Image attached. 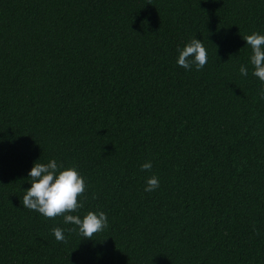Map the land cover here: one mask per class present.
Masks as SVG:
<instances>
[{"label": "trees", "instance_id": "trees-1", "mask_svg": "<svg viewBox=\"0 0 264 264\" xmlns=\"http://www.w3.org/2000/svg\"><path fill=\"white\" fill-rule=\"evenodd\" d=\"M253 32L264 0H0V264H264ZM53 159L87 185L71 214L108 217L91 240L23 207Z\"/></svg>", "mask_w": 264, "mask_h": 264}, {"label": "clouds", "instance_id": "clouds-1", "mask_svg": "<svg viewBox=\"0 0 264 264\" xmlns=\"http://www.w3.org/2000/svg\"><path fill=\"white\" fill-rule=\"evenodd\" d=\"M243 39L252 50L250 57V63L254 68L252 75L264 85V35L253 32ZM177 51V64L185 70H191L195 65L196 70L200 71L207 64L208 53L201 40L193 38ZM239 71L242 76L248 75V70L243 65ZM260 98L264 99V86L260 89ZM141 170L151 172L152 163L145 162L141 165ZM28 175L31 187L24 192L22 197L24 208L36 211L49 219L63 216L65 224L76 226L69 231L75 232L78 229L79 234L89 240L94 234L108 227V217L104 212L89 211L82 219L79 215L71 214L83 207L79 198L84 195L87 188L85 179L76 167L64 169L63 165H58L57 161L53 159L47 164L34 163ZM159 186L158 177L152 175L146 180L144 191L153 192ZM52 234L58 242H67L64 229L54 227Z\"/></svg>", "mask_w": 264, "mask_h": 264}]
</instances>
